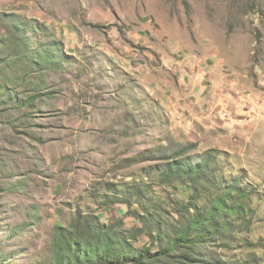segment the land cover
Listing matches in <instances>:
<instances>
[{
    "label": "rangeland",
    "instance_id": "1",
    "mask_svg": "<svg viewBox=\"0 0 264 264\" xmlns=\"http://www.w3.org/2000/svg\"><path fill=\"white\" fill-rule=\"evenodd\" d=\"M179 142L264 198V0H0V264H53L78 214L132 232L176 213L191 191L139 157Z\"/></svg>",
    "mask_w": 264,
    "mask_h": 264
},
{
    "label": "trees",
    "instance_id": "2",
    "mask_svg": "<svg viewBox=\"0 0 264 264\" xmlns=\"http://www.w3.org/2000/svg\"><path fill=\"white\" fill-rule=\"evenodd\" d=\"M195 148L194 144L179 142L153 148L139 157L141 161H155L148 173L158 172L160 183L182 185L191 191L185 204L178 203L181 206L175 208L176 213L168 217L157 209L137 213L135 218L142 227L136 226L132 232L78 214L73 225L57 226L52 263L259 264L262 260L256 249L261 242L252 241L251 234L264 201L260 184L246 179L241 171L227 169L218 149L191 154ZM122 189L125 195L138 199L148 190L138 185ZM142 232L150 241L139 250L131 240ZM220 249L224 253L215 256Z\"/></svg>",
    "mask_w": 264,
    "mask_h": 264
},
{
    "label": "crops",
    "instance_id": "3",
    "mask_svg": "<svg viewBox=\"0 0 264 264\" xmlns=\"http://www.w3.org/2000/svg\"><path fill=\"white\" fill-rule=\"evenodd\" d=\"M188 92V93H187ZM184 93H186V94H189V93H191V94H194V92L193 91H190V90H188V91H184ZM197 98V97H196ZM201 101V100H200ZM197 100H196V103L195 104H193V106L196 108V105H197Z\"/></svg>",
    "mask_w": 264,
    "mask_h": 264
}]
</instances>
